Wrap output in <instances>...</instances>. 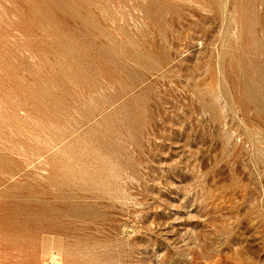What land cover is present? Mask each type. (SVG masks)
Returning <instances> with one entry per match:
<instances>
[{"label":"rangeland","instance_id":"1","mask_svg":"<svg viewBox=\"0 0 264 264\" xmlns=\"http://www.w3.org/2000/svg\"><path fill=\"white\" fill-rule=\"evenodd\" d=\"M0 264H264V0H0Z\"/></svg>","mask_w":264,"mask_h":264}]
</instances>
